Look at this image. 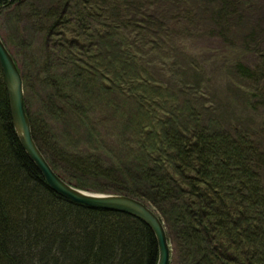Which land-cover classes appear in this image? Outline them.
<instances>
[{"label":"trees","instance_id":"1","mask_svg":"<svg viewBox=\"0 0 264 264\" xmlns=\"http://www.w3.org/2000/svg\"><path fill=\"white\" fill-rule=\"evenodd\" d=\"M25 1L0 0V11ZM54 1L44 13L31 14L40 17L35 23L50 21L45 27L39 24L46 35L45 66L55 74L48 79L46 110L57 121L62 111L76 118L80 128L65 129L64 140H77L78 131L96 140H127L122 158H107L108 164L102 159L107 157L104 150H99L103 155L92 150L76 155L66 147L57 151L25 101L42 152L40 144H49V151L67 157L64 163L79 172L80 182L89 175L107 179L112 188L83 187L46 157L55 172L79 188L126 194L148 204L165 222L179 264H264V43H256L254 31L245 35L248 48L246 39L255 43L251 50L260 62L237 60L233 65L236 75L247 81L248 102L262 108V120L251 125L208 121L197 108L201 101L186 92L184 101L176 98L177 84L156 85L150 70L154 64L145 57L160 42L174 38L169 32L173 28L164 25L158 14L139 10L151 0ZM208 1L163 0L172 7L186 5L181 10L187 12L204 8ZM221 1L222 9L209 12L230 27L228 18L244 4ZM187 12L171 17L179 33L178 25L191 18ZM54 36L60 40H52ZM60 67L68 77V69L72 70L70 88L59 85ZM20 71L26 86L28 76ZM105 109L109 115L103 116ZM128 109L135 116L128 127L131 134L123 127L118 136L110 130L103 135L92 123L97 114L110 121ZM91 111L94 117L89 116ZM157 260L156 237L143 221L125 212L76 203L49 187L15 132L0 65V264H156Z\"/></svg>","mask_w":264,"mask_h":264},{"label":"rangeland","instance_id":"2","mask_svg":"<svg viewBox=\"0 0 264 264\" xmlns=\"http://www.w3.org/2000/svg\"><path fill=\"white\" fill-rule=\"evenodd\" d=\"M241 1L244 5L238 7L237 14H232L228 18L230 27H225L223 23H219L209 12L222 9L224 2L221 0L208 1L204 8L193 9V12L181 10L183 9L182 7L186 8V5L172 7L173 5L164 3L163 0H151V2H145L147 6L142 9L139 8V10L145 12L149 11L155 15L158 14L164 25L173 28H170L169 32L174 40L167 41V43L160 42L159 48L154 50L149 55V58L145 57L148 63L152 62L154 64V67L150 68V70L157 79L156 85H162L161 83L163 82H170L173 85L177 84L179 87L176 90L178 94L176 98L184 101L186 98L184 92H186L192 98L201 101L200 104H197V108L200 107L208 121H231L232 123L251 125L250 123H259L263 118L262 108H257L248 102V97L244 94L247 89V81L236 75L233 65L237 60L250 65H256L260 62L256 58V51L251 50L254 48L255 43L250 38L246 39V43L249 45L248 48L243 38L254 31L255 35L253 36L258 38L256 43L259 45L264 43V0ZM54 2V0H26V4L23 3L20 6L6 5L0 11V34L17 61L18 66L24 72V75L28 76L26 86L24 82L27 107L37 124H40V122L44 124L46 134L52 138L53 144L59 147L57 151L63 152V147H66L73 154L80 155L85 150H92L98 153L104 150L107 157L103 158L102 156V159L104 163L108 164L107 158H111L114 161H116L115 158H122L120 151L123 150L122 148L127 143V140H101L98 137L97 140L99 141H97L94 137L92 139L88 134H84L83 131L82 133L79 131L75 133L77 140H64L66 138L65 129L70 128V131H73L80 128V125L75 124L76 118L62 111L61 120L57 121L52 119L54 117L46 110L47 105L45 102L49 100L47 94L51 93V87H49L51 85L48 84L50 82L48 79L52 76L54 77L55 74L51 75L45 66V60L47 59L45 51L46 35L39 29L40 23L34 22L40 17L36 16L37 18L34 19L31 14L36 10L44 13L49 5ZM187 4L189 5V2ZM187 8L191 9L190 7ZM153 10H156V12H153ZM178 10L181 11L179 12ZM185 12L189 13L191 18H188L185 24L178 25L179 28H182L180 34L173 26L174 23L171 17L176 13L185 14ZM42 20L43 27L49 25V20V22ZM68 36L76 38L79 43L84 41V38H77L70 34ZM52 40L59 41L60 36H54ZM68 71L69 77L64 75L66 71L60 67L56 72V78L59 81V85L63 84L70 88L73 84L69 79L72 77V70L68 69ZM104 82L110 84L107 79H104ZM59 85L58 90H60ZM53 97L55 101L58 100L55 95ZM91 98L93 104L97 102L94 96ZM121 108H124V106ZM136 108L135 105H132L133 110ZM128 110L126 114H122L115 120L111 119L110 121L97 114L92 123L103 135L110 130L112 134L118 136L123 127H127L126 133L129 132L127 134H131L128 131V127L135 116L133 115L134 112L132 113L133 110ZM89 114V116L92 115L94 117L92 111ZM101 114L103 116L109 115V111L105 109ZM51 127L56 136L52 135L54 133ZM130 136L131 140H133V136ZM40 145L49 161L54 162L60 171L66 172V174L70 173L74 181L76 182L77 180V183L83 187L90 188V186L96 184L98 186H109V189L112 188L111 182L107 179H93L89 175H86L83 179L81 177L83 181L80 182L78 179L79 172L64 163L66 156L61 158V155L55 149L49 151V144H47L48 147L45 144ZM105 145L108 148L104 147ZM66 155L68 156V154ZM100 155L103 154L101 153ZM171 245L172 264H179L180 258L174 254L172 242Z\"/></svg>","mask_w":264,"mask_h":264},{"label":"water","instance_id":"3","mask_svg":"<svg viewBox=\"0 0 264 264\" xmlns=\"http://www.w3.org/2000/svg\"><path fill=\"white\" fill-rule=\"evenodd\" d=\"M0 65L10 98L12 121L20 143L47 181L49 187L61 196L92 208L128 213L148 225L158 243L156 264H170L172 245L167 227L162 218L143 201L121 193L99 192L79 188L60 177L38 146L25 105V90L22 73L14 56L0 34Z\"/></svg>","mask_w":264,"mask_h":264}]
</instances>
